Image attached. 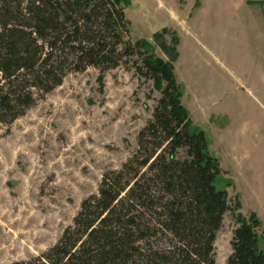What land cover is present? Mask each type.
<instances>
[{"label":"trees","instance_id":"1","mask_svg":"<svg viewBox=\"0 0 264 264\" xmlns=\"http://www.w3.org/2000/svg\"><path fill=\"white\" fill-rule=\"evenodd\" d=\"M130 0H0V123L11 126L73 73L135 69L161 93L136 149L107 171L71 226L45 253L14 264H216L228 212L237 225L226 264H264L262 223L244 217L206 133L182 103L174 61L134 41ZM165 33V32H164ZM164 54L173 49L154 35ZM175 52V51H174Z\"/></svg>","mask_w":264,"mask_h":264},{"label":"rangeland","instance_id":"2","mask_svg":"<svg viewBox=\"0 0 264 264\" xmlns=\"http://www.w3.org/2000/svg\"><path fill=\"white\" fill-rule=\"evenodd\" d=\"M130 2L125 14L132 40L150 41L166 61L175 53L179 84L210 80L209 72L203 74V63L216 60L210 52L218 43L229 53L226 64L232 61V49L264 47V19L244 0ZM200 3L204 9L199 14L195 9ZM189 16H196L193 26L196 22L199 39L176 30ZM158 33L175 51L170 56L155 43ZM129 66L105 73L102 85L97 69L70 74L11 126L0 123V264L28 261L53 247L81 203L97 193L102 176L119 170L135 151L137 135L152 118L161 93ZM219 77L226 80L225 68L217 69L216 81ZM221 104L231 103L226 99ZM183 105L210 138L209 121L190 93ZM232 188L227 190L228 203L234 211ZM236 227L230 211L215 242L216 264H226L231 255ZM259 244L264 251L263 238Z\"/></svg>","mask_w":264,"mask_h":264},{"label":"crops","instance_id":"3","mask_svg":"<svg viewBox=\"0 0 264 264\" xmlns=\"http://www.w3.org/2000/svg\"><path fill=\"white\" fill-rule=\"evenodd\" d=\"M244 2L255 15L264 19V0ZM200 5L195 9L199 14L204 9L203 3ZM194 17L189 16L176 30L199 39L194 31L197 25L195 22L193 26ZM210 53L216 60L210 65L203 63V74L209 72L210 80L204 78L202 83L195 78L194 82L179 81L184 93L182 103L189 93L197 101L202 116L209 121L211 137L203 130L210 152L219 161L226 177L234 182L232 190L241 205L240 213L244 216L256 214L264 233V47L250 44L243 50L232 49V61L228 64L223 60L229 53L220 43L216 44V51L212 49ZM223 68L228 77L226 80L219 77L216 81L217 69ZM226 99L231 104L224 106L221 102Z\"/></svg>","mask_w":264,"mask_h":264}]
</instances>
